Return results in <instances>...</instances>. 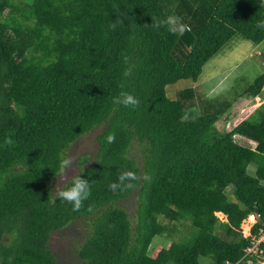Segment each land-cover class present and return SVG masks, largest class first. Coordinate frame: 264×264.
Returning a JSON list of instances; mask_svg holds the SVG:
<instances>
[{"label": "trees", "instance_id": "1", "mask_svg": "<svg viewBox=\"0 0 264 264\" xmlns=\"http://www.w3.org/2000/svg\"><path fill=\"white\" fill-rule=\"evenodd\" d=\"M168 16L181 18L182 35L152 26ZM237 35L264 41V0H0V264L264 258V102L231 131L217 128L240 96L264 101V73L223 98L197 84ZM180 80L193 85L170 98ZM121 92L139 104H114ZM90 134L95 149L74 177L91 191L74 210L55 198L73 178L56 183ZM125 172L135 180L113 190ZM183 221L191 230L172 239ZM55 234L73 238L69 250L55 252ZM157 236L167 241L157 247Z\"/></svg>", "mask_w": 264, "mask_h": 264}, {"label": "rangeland", "instance_id": "2", "mask_svg": "<svg viewBox=\"0 0 264 264\" xmlns=\"http://www.w3.org/2000/svg\"><path fill=\"white\" fill-rule=\"evenodd\" d=\"M264 73V41L259 45L254 44L239 35L234 36L220 51L218 55L210 59L203 68V72L197 84H202L208 96L210 98H223L226 95H230L232 88L235 86L239 90H242L248 84L252 83L260 74ZM193 85L192 80H180L176 84L168 88V95L170 98H174L175 94L185 88ZM264 101L260 97H247L240 96L230 112L224 116L217 123V128L220 132L231 131L237 124L249 117ZM235 140L244 146H249L255 149L257 143L251 141L241 135H235ZM94 136L92 134L82 138L78 141L69 152V163L65 171L58 177L56 188L61 187L63 182H67L78 173L75 170L77 162L82 156L87 155L95 149ZM255 167L251 166L250 171L254 172ZM130 212L134 213L135 206L132 201L121 202ZM250 217L242 223L243 234L250 236L253 225L257 222L255 216L254 220H250ZM221 218L226 221V216L221 215ZM176 232L172 239L179 240L181 237H185L190 228L189 221H183L176 224ZM82 229L77 230L81 231ZM75 233L74 241L80 238L81 234ZM58 238V241L56 240ZM54 249L57 250H69L67 246L71 247V241L73 238H61L59 235H54ZM171 239V238H170ZM167 237L157 236L154 239L153 245L157 247L166 242ZM169 241V240H168ZM260 241H264V231L260 237ZM155 247V248H157ZM250 249L249 251H252ZM255 252L256 249H255ZM77 264V263H76ZM203 264H206L205 262ZM264 264V258L260 257L257 263Z\"/></svg>", "mask_w": 264, "mask_h": 264}, {"label": "clouds", "instance_id": "3", "mask_svg": "<svg viewBox=\"0 0 264 264\" xmlns=\"http://www.w3.org/2000/svg\"><path fill=\"white\" fill-rule=\"evenodd\" d=\"M152 26L156 29H160L163 27L166 28L170 33L180 35H182L186 30V25L181 23V18L178 16H168L166 19L155 20L152 23ZM113 103L117 105H123L124 107H136L139 104V101L129 93L121 92L119 96L114 98ZM183 119H188L187 115H185ZM239 124H237L236 126H238ZM114 139V134H110L107 136V141L109 143L113 142ZM67 164V160L61 163L60 172L64 171ZM135 178L136 177L132 172H125L119 176V184H112L111 187L113 190H115L117 187H119V185H123L126 181H133L135 180ZM90 191L91 185L89 181L87 179L81 178V176H77L72 179L71 184L68 187L57 191L55 194V198L58 197L59 200L69 203L74 210H78L82 206L83 201L88 199Z\"/></svg>", "mask_w": 264, "mask_h": 264}, {"label": "bare ground", "instance_id": "4", "mask_svg": "<svg viewBox=\"0 0 264 264\" xmlns=\"http://www.w3.org/2000/svg\"><path fill=\"white\" fill-rule=\"evenodd\" d=\"M251 217H250V220H254V216L253 215H250Z\"/></svg>", "mask_w": 264, "mask_h": 264}]
</instances>
